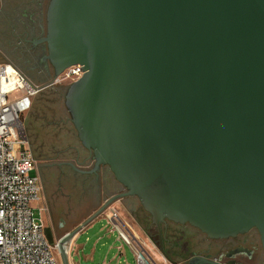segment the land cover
Returning <instances> with one entry per match:
<instances>
[{
	"label": "water",
	"instance_id": "95a60500",
	"mask_svg": "<svg viewBox=\"0 0 264 264\" xmlns=\"http://www.w3.org/2000/svg\"><path fill=\"white\" fill-rule=\"evenodd\" d=\"M45 19L48 86L82 68L66 111L91 173L124 189L79 228L134 197L169 264L165 221L209 239L254 229L264 251V0H48ZM78 230L44 232L60 249ZM207 259L187 264H221Z\"/></svg>",
	"mask_w": 264,
	"mask_h": 264
},
{
	"label": "rangeland",
	"instance_id": "374dc122",
	"mask_svg": "<svg viewBox=\"0 0 264 264\" xmlns=\"http://www.w3.org/2000/svg\"><path fill=\"white\" fill-rule=\"evenodd\" d=\"M25 3H30V0H6L5 3L0 0V63L13 64L29 77L34 85L43 88L34 97L31 109L21 117L22 135L26 141L23 148L33 157L40 182L39 201L31 204L33 214L35 218L42 220L45 229L50 228L55 233L57 242L69 227L60 223V215L64 209H79L83 203L81 198L87 191L93 199L87 211L89 213L87 217L83 214L75 218L77 221L85 218L86 221L105 202L93 207L95 187H83L84 178L69 170V165L73 164L77 169L81 165L65 159L75 158V152H80L85 157L64 105L68 85L61 83L48 86L51 79L39 76L38 69L28 71L31 66L28 63L31 50L29 46L24 45L14 29L17 9L22 8ZM82 160L80 158V162ZM93 163L91 162V166ZM59 170H62L63 174H58ZM36 171L31 175H35ZM123 192L124 190H120L114 195ZM122 201H114L98 217L104 218L110 211L115 212L120 220L125 221L128 230L146 245L153 259L158 264H164L165 261L158 250L155 225L149 219L145 222L140 219L144 215L143 209L133 197ZM115 203H118V206L112 210L111 207ZM72 239L73 237L65 241L61 248L58 247L55 251L57 264H63V258L67 264H135L129 248L119 239L116 231L110 233V227L105 220L97 221L87 232L80 235L74 244Z\"/></svg>",
	"mask_w": 264,
	"mask_h": 264
},
{
	"label": "built area",
	"instance_id": "2783aa9c",
	"mask_svg": "<svg viewBox=\"0 0 264 264\" xmlns=\"http://www.w3.org/2000/svg\"><path fill=\"white\" fill-rule=\"evenodd\" d=\"M82 74L80 66H72L53 84L70 85ZM42 89L13 64L0 63V264H57V243L49 245L42 220L35 218L31 208L39 201L40 185L31 175L35 162L23 148L21 125L22 115ZM104 220L129 248L135 264H158L115 212L110 211Z\"/></svg>",
	"mask_w": 264,
	"mask_h": 264
},
{
	"label": "flooded vegetation",
	"instance_id": "af4514ba",
	"mask_svg": "<svg viewBox=\"0 0 264 264\" xmlns=\"http://www.w3.org/2000/svg\"><path fill=\"white\" fill-rule=\"evenodd\" d=\"M45 13L44 0H30V3H25L22 8L17 9L14 29L18 37H21L24 45L30 47L31 55L28 63L31 66L28 71L36 68L39 76L50 80L53 76V69L49 63L44 61L47 50L45 44L41 42V39L46 34ZM85 153L87 154L85 157L79 153L76 154L78 155L76 156L77 160L73 162L81 165L77 170L74 169L73 171L76 175L84 178L83 187H97L100 183L105 185L107 177L110 187H119L124 190L114 180L108 167H100L96 175L92 174L94 163L91 166L92 157L87 151ZM80 158L83 159L82 162H80ZM100 175L103 176V181L100 180ZM128 198L131 197H126L122 200ZM133 199L137 201L136 198L133 197ZM143 213L144 215L140 219L144 220V222L147 219L151 220L148 214L144 211ZM161 234L163 251L166 257L176 264H187V257L196 253L200 254L202 259L208 258V261H216L221 264H254L257 261L262 263L264 257L260 236L254 229L234 238L209 239L205 234L189 225H179L165 221L161 226ZM236 252L237 254H234ZM164 261L169 264L166 259Z\"/></svg>",
	"mask_w": 264,
	"mask_h": 264
},
{
	"label": "crops",
	"instance_id": "0c3cea01",
	"mask_svg": "<svg viewBox=\"0 0 264 264\" xmlns=\"http://www.w3.org/2000/svg\"><path fill=\"white\" fill-rule=\"evenodd\" d=\"M4 1V3L6 2V0H3ZM11 2V1H10ZM47 4H48V0H44V8H46L47 7ZM27 77V76H26ZM31 77V76H30ZM28 79H29V77H27ZM72 125V124H71ZM73 127V126H72ZM84 150V149H83ZM86 151V150H85ZM85 151H84V154H85V156L87 155L86 153H85ZM75 153H77V152H75ZM81 156L83 155V154H81L80 152H78ZM77 153V154H78ZM30 156H31V154H29ZM76 156H78V155H76ZM76 156H75V158L74 157H66L65 159H69V160H71L72 161V163L74 162V161H76L77 160V158H76ZM84 156V155H83ZM32 159H33V157H31ZM34 160V159H33ZM76 163V162H75ZM70 166V168H69V170H70V172H74L73 170L75 169V170H77V168L76 167H74L73 166V164L72 165H69ZM35 171H36V169H35ZM36 174L35 175H32V176H35V177H37L38 178V181H39V176H38V174H37V171L35 172ZM58 174H63V171L62 170H59V173ZM103 176L102 175H100V180H102L103 181ZM112 181V180H111ZM39 185H40V182H39ZM107 187H106V186ZM105 185L103 184V183H100L97 187H95V189H94V192H93V195H94V197H92V198H94V201H95V205L93 206V207H97V206H99V205H101V204H103L107 199H109L112 195H114V193L115 192H117V191H120L121 189L119 188V187H110L109 186V181H108V178L106 177V180H105ZM117 195V194H116ZM91 200H93V199H91V197H90V193H88L87 191H86V193H85V196H83L82 198H81V202H83L82 204H81V207L79 208V209H77V210H74V209H64V211L61 213V217H60V223L62 222V223H64V224H67V225H69V227H68V229L65 231V234H67V233H71V232H73V231H75L76 229H79L77 232H76V234L73 236V239H72V243L74 244V242L76 241V239L80 236V235H82L83 233H85V232H87L97 221H102V220H104V218L103 217H101V218H99V217H96L94 220H92L90 223H88L86 226H84V227H81V228H79L84 222H85V218H83V220H80V221H77V220H75V218L78 216V215H83L84 214V216L85 217H87V213H89V212H87V211H89V206H90V204H91ZM121 201H122V199H121ZM122 202H124V200L122 201ZM118 204V203H117ZM116 203L111 207V209L112 210H115V208H117V205ZM69 210V211H68ZM108 214V213H107ZM62 216H64V217H62ZM119 220H120V218H119ZM121 222H123V223H125V221H123L122 219L120 220ZM61 229V228H60ZM110 233H113V232H110ZM52 234H54L53 235V237L55 236V233L54 232H52ZM64 233H62L61 234V236L60 237H63L64 235H65ZM55 239V238H54ZM201 257V255L200 254H193L192 256H188L187 257V259H188V261H190L191 259H195V258H200ZM120 261H118V263H119ZM260 262H254V264H259ZM164 264H166L165 262H164ZM261 264V263H260Z\"/></svg>",
	"mask_w": 264,
	"mask_h": 264
}]
</instances>
